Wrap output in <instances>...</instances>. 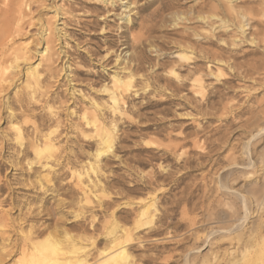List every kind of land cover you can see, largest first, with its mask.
Instances as JSON below:
<instances>
[{"label": "rangeland", "instance_id": "1", "mask_svg": "<svg viewBox=\"0 0 264 264\" xmlns=\"http://www.w3.org/2000/svg\"><path fill=\"white\" fill-rule=\"evenodd\" d=\"M112 1L35 0L26 11L23 35L12 42L13 48L27 46L28 64L36 66L37 51L44 49L40 29L50 21L55 62L50 72L38 67L47 95L29 105L28 128L32 133L35 123L43 133L54 129L50 108L58 113L60 136L51 170H29L31 156L0 175L9 188L0 195V264H17L24 236L31 233L38 245L47 237L63 241L68 233L85 248L83 264H100L112 252L107 231L114 224L131 237L125 248L130 264H225L256 221L264 236V17L253 5L245 36L232 28L225 32L218 23L211 33L193 9L206 6L199 14L207 15L219 0ZM124 2H135L129 24ZM161 4L169 8L160 10ZM235 4L242 6L241 0ZM56 11L62 13L55 18ZM152 11L158 13L149 18ZM174 13L190 22L175 26ZM185 32L202 40L192 44L196 64L176 58V43ZM246 36L259 47L245 42ZM234 37L240 44L231 47L235 59L226 64H213L202 53L229 56L221 49L229 50ZM119 54L128 67L121 75L132 81L120 117L102 108L104 121L115 126L108 149L98 145L79 116L92 109L90 102H106L100 90L111 87L112 75L120 72ZM22 62L0 98V159L12 157L17 147L4 145L10 137L9 108L19 112L6 102L22 96L21 73L28 67ZM217 67L224 77L209 75ZM198 68L203 95L193 83ZM96 163L97 174L90 170ZM45 255L39 249L27 260Z\"/></svg>", "mask_w": 264, "mask_h": 264}, {"label": "bare ground", "instance_id": "2", "mask_svg": "<svg viewBox=\"0 0 264 264\" xmlns=\"http://www.w3.org/2000/svg\"><path fill=\"white\" fill-rule=\"evenodd\" d=\"M33 1L35 0H0V98L1 95L4 94V92L10 86L6 84L16 78L15 75H17V73L12 74L11 71L18 67V63L20 61L26 62L25 64L28 65V67L25 68V71L21 73L24 78L22 87L24 93L21 91L22 96L19 94V96L17 95L15 99H12V101L10 99L8 102H6L9 105H14L15 107H17L19 112H16L15 110L9 108L10 110L8 111V116L10 122V137L9 135H6L4 137V145L7 146V143L11 142L17 147L16 150L14 149V153L12 154V157L14 158L10 157L11 159H0V175L4 170H6L7 166L14 169L17 165H19V163L28 160L31 156L33 158L27 161L29 170H51L52 166H50L49 163L55 161L57 157L56 143L60 136V132L58 131V129L60 128V122L56 120L58 113H54L50 108H48L51 114L50 116L54 115L52 118L56 121V124L54 129L49 130L47 133H43L42 129L35 123H32V133L29 132L28 128V125L31 124L30 113L32 112L29 105H33V102L35 103L36 97H39L40 95L46 97L47 95V93L44 92L43 89V82L45 80V77L43 78L38 67L42 65V68H45V71L50 72L55 62V50H53V44L56 40L53 34L54 29L51 28V24L49 23L50 21H45L46 23H44L42 29H40L42 30V34L40 33L42 38L40 43L44 44V49L41 51H37L40 62L36 66L28 64L31 53L27 49V46L18 48L11 47L15 37H20L24 33V26L26 24L24 19L27 14L26 11L29 10L31 5L33 4ZM109 1L113 3L112 0ZM119 1L122 2V0ZM235 1L237 0H219L216 4H213L209 7V14L207 15L199 14L203 12L206 7L199 5L194 7L193 13L198 14L196 15V20L207 24V26L210 27L209 29L211 33L215 31V29L213 30L214 24L218 23V28L224 29L225 32L228 29L232 28V31L238 32L239 34L245 36V32L247 30L246 28L247 26H249V29H251L250 22L253 20L251 11L249 9L254 8L253 5H256V9H258V12L264 17V0H241L242 6L235 4ZM123 4H125V9H128V15H126L125 21L127 22V24H129L131 22L129 14L133 11L135 2H124ZM168 8L169 6L161 4L160 10H166ZM146 9L147 7L145 9L143 8V11H145ZM59 12L61 11L54 12L55 18L56 16H60ZM156 13H158V11ZM156 13L155 11H152L149 14V18H153ZM173 21L174 25L176 26L180 23L190 22V19L183 13H174ZM59 25L63 26L62 24ZM184 34L179 36V39L176 43L180 50L176 54V58L179 61H185L189 64H196L199 61L196 60V57H192V55L194 54L192 44L195 45L198 43H202V40H193L191 38L192 34L193 37L199 38L200 35L198 33L193 32L192 34H190L188 32H185ZM245 42L259 47V43H257L256 40L252 38L248 39L247 36L245 37ZM260 42L263 43L264 41ZM239 44L240 43H238L237 38L234 37L233 40L229 42V44H227L229 50L225 48L221 49L223 50V52L229 54V56H224L222 54H211L207 50L202 51V53H204L205 56L207 55L211 57L210 62L213 64H226L229 60H231V58L235 59L233 53H235L236 49L234 50L231 47H237L239 46ZM115 63H117L118 66L123 65L119 68L120 72H114V74L112 75L111 87L107 88V86L104 85L100 90V92L107 94L108 98L106 102L102 104L90 102L92 109L90 111H83L79 116V121L82 122V126L85 127V129H89L92 131L91 137L95 139L98 145L106 147L108 149L111 148V145L114 142L115 126L112 125V123L107 124L104 121L102 108L104 107L106 110H108L111 116L120 117L123 114V96L130 91L132 81L131 75L125 77L121 75L126 74L128 71V67L125 65L124 59L122 60L121 54L116 56ZM208 68H210L209 65ZM201 72L202 71L199 68L194 71V73L197 75L193 80V83H196V86L198 88L196 93L203 95L202 92L204 88L202 84L203 79ZM170 73L171 75L178 77V74L176 73V70H174V68L170 70ZM209 75L212 77H216L217 79H219L220 77H224L220 67H217L215 71H210ZM41 96L40 98H42ZM26 135L31 136L28 144L24 143V138L26 137ZM86 137L88 136L86 135ZM97 153V156L101 155L99 150ZM90 170L93 173L97 174L100 170L98 163H96L95 165L90 164ZM8 189V186L2 184L0 180V195ZM86 189L87 190H84L85 193L88 194V192H91L90 189ZM40 197V194H38L37 199H40ZM260 199L261 198L257 197L255 202L259 204L261 201ZM2 203L3 201L0 200V205ZM3 220V216L0 215V224H2ZM255 223L256 224H254L253 227L251 226V231L242 244L243 246L242 248H240L241 250L238 251V253H233L225 264H264V236H262L260 233V222L256 221ZM74 227L76 229L80 228L77 225H74ZM31 234H27L24 236V244L21 248V252L19 251L21 253V257L17 261V264H48L49 262H51L50 264L84 263V260L81 258V254H83L85 248L78 247L76 240L70 234L65 233L63 241H58L52 237H47L46 240H44V243L41 245H38L33 241V236H31ZM107 235L110 237L109 249L112 252L106 255L107 259L100 264H107L109 262L111 264H130V255L125 249L128 245H130L129 243L131 241V237L129 233L126 230L122 229L120 226L114 224V226L107 231ZM121 239L123 240L121 241ZM39 249L46 251V255L42 258V260H27V256L29 257L32 252L39 251ZM104 253L105 251L103 250L102 252H100V255H105L106 253Z\"/></svg>", "mask_w": 264, "mask_h": 264}]
</instances>
